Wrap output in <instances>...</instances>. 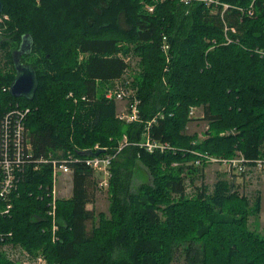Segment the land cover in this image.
Masks as SVG:
<instances>
[{
  "label": "trees",
  "instance_id": "obj_1",
  "mask_svg": "<svg viewBox=\"0 0 264 264\" xmlns=\"http://www.w3.org/2000/svg\"><path fill=\"white\" fill-rule=\"evenodd\" d=\"M0 1L8 70L0 69V88L15 77L11 53L24 36L30 51L21 62L38 81L32 100L1 92V109L29 108L34 157L65 160L72 171L71 196L55 201L53 232L52 168L25 166L12 209L0 217V232L12 234L7 243L42 253L47 264H173L176 256L187 264H264V234L249 228L259 196L251 201L226 178L210 191L186 192L196 153L264 159V54L257 52H264V0ZM131 56L137 69L122 83ZM115 82L129 87L128 106L139 101L137 122L120 120L117 102L104 98ZM191 107L203 112V138L186 133ZM146 131L173 150L137 146ZM124 137L110 166L108 214L96 213L87 208L98 185L85 153L113 154ZM139 165L149 179L136 184ZM0 264L14 263L0 254Z\"/></svg>",
  "mask_w": 264,
  "mask_h": 264
},
{
  "label": "built area",
  "instance_id": "obj_2",
  "mask_svg": "<svg viewBox=\"0 0 264 264\" xmlns=\"http://www.w3.org/2000/svg\"><path fill=\"white\" fill-rule=\"evenodd\" d=\"M184 3H189L192 0H182ZM207 5L212 3L218 4L217 0H200ZM226 8V5H223ZM148 12L153 11L152 6H146ZM7 20V16L0 13V24ZM161 49L164 53H167L169 49V43L167 37H162ZM261 55L264 52L257 50ZM0 69L4 74L7 71V61L0 54ZM10 86H2L0 93L9 92ZM129 87H124L118 82H115L112 88H108L105 91L104 98L107 100L122 102L127 100L131 95ZM133 95V93H132ZM68 97L73 98V94L69 93ZM83 99H85L83 97ZM76 100V99H74ZM139 101L133 97L132 102L129 103L125 112H117V117L127 123L137 122L139 120L138 113ZM29 113V108H23L18 103L9 105L7 109L2 110L0 106V217L9 215L12 209V196L17 190L19 183L22 181L23 172L26 165L32 164L33 170H38L42 165H50L52 168V184H51V204L47 211V215L52 220V231L54 232L57 227L55 225V201L59 198L58 184L60 177L71 175L72 171L69 164L65 160L50 158V157H34L32 143L29 137L28 130L25 127V121ZM198 108L191 107L189 110V118L202 119L203 116H199ZM207 128V127H206ZM126 137L116 148L113 154H105L96 157H89L85 160V163L94 171L97 176H100V181L97 182L98 188H107L108 181L111 177L110 166L112 160L120 152V150L126 146ZM140 148L144 149L148 153H165L169 150H173L171 146L166 142H160L153 140L148 131L143 134V140L137 144ZM96 150L99 149L96 145ZM198 158L193 162V166H202L204 164H216L226 166L229 171L236 172L237 174H243L247 172L262 173L264 174V159H258L248 163L242 155H237L233 159H223L208 154H197ZM72 188V187H71ZM11 232H0V248H2L8 256H11L13 260H19L20 264H47L46 259L42 253L32 255L29 251L21 248L18 245H12L7 243V239L11 238ZM2 254V253H0ZM7 256V257H8ZM13 262V261H12ZM14 263V262H13Z\"/></svg>",
  "mask_w": 264,
  "mask_h": 264
},
{
  "label": "rangeland",
  "instance_id": "obj_3",
  "mask_svg": "<svg viewBox=\"0 0 264 264\" xmlns=\"http://www.w3.org/2000/svg\"><path fill=\"white\" fill-rule=\"evenodd\" d=\"M5 29V20L4 23L0 24V34L4 33ZM0 54L5 58V52L0 50ZM6 59V58H5ZM135 57H127L126 61L129 63V69L127 70L125 76L122 78V83L126 79L131 80L133 73L137 69V65L135 63ZM29 62V61H27ZM4 67V66H0ZM7 68V66H6ZM8 72V70L6 71ZM1 75V74H0ZM3 76V74L1 75ZM121 84V83H120ZM114 85V84H113ZM111 85V87L113 86ZM10 95V94H9ZM14 98V97H13ZM13 102H19L18 98L15 100L11 99ZM128 106L127 101L117 102L118 112H125ZM199 116L203 115L201 109H198ZM206 122L203 119H192L186 129L187 134H197L199 138H203V133L206 130ZM198 169V172L193 177L194 183L187 186L186 192L191 194L194 192L195 188L200 187L201 185H205L210 191L213 187V184L219 178H226L228 180H232L236 185L239 184V190L253 201L256 196L260 197L261 207L257 216H250L249 218V228L253 231H256L259 234H264V174L262 173H253L247 172L243 174H237L236 172L229 171L226 166L216 165V164H205L204 166H195ZM252 173V174H251ZM96 174H94L95 176ZM191 176V175H190ZM186 183H190L189 175H186ZM148 175L146 170L142 165H139L136 172L135 183L139 184L141 182H146L148 180ZM96 183L100 181V176H95ZM59 189V198H68L69 193L71 192V178L70 175L60 177V182L58 184ZM109 192L107 188H95L94 191V202L93 205H89L87 208H94L96 213L103 212L108 214L109 208ZM0 253L5 255L8 254L2 248H0ZM8 259L13 261L14 264H20L21 259L13 260L11 256H8ZM173 264H187L185 259L181 256H176Z\"/></svg>",
  "mask_w": 264,
  "mask_h": 264
},
{
  "label": "water",
  "instance_id": "obj_4",
  "mask_svg": "<svg viewBox=\"0 0 264 264\" xmlns=\"http://www.w3.org/2000/svg\"><path fill=\"white\" fill-rule=\"evenodd\" d=\"M2 11L3 4L0 1V13ZM29 51L30 45L28 44L26 36H24L19 48L13 50L11 53L15 69V77L10 84L9 94L14 98H24L27 100H32L38 85L35 70L21 62V57L23 56V54L28 53ZM100 153H103V150H99L96 152L88 151L87 153H85V156L96 157Z\"/></svg>",
  "mask_w": 264,
  "mask_h": 264
},
{
  "label": "crops",
  "instance_id": "obj_5",
  "mask_svg": "<svg viewBox=\"0 0 264 264\" xmlns=\"http://www.w3.org/2000/svg\"><path fill=\"white\" fill-rule=\"evenodd\" d=\"M117 110H118V108H117ZM252 174V173H251ZM238 186H239V184H238ZM71 193H72V190H71V192L69 193V196H68V198L71 196ZM91 206H92V204H90ZM89 206V205H88ZM87 206V207H88ZM88 209H93V207L92 208H88Z\"/></svg>",
  "mask_w": 264,
  "mask_h": 264
}]
</instances>
